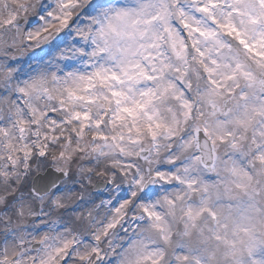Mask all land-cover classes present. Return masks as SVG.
Returning a JSON list of instances; mask_svg holds the SVG:
<instances>
[{
  "label": "snow or ice",
  "instance_id": "obj_1",
  "mask_svg": "<svg viewBox=\"0 0 264 264\" xmlns=\"http://www.w3.org/2000/svg\"><path fill=\"white\" fill-rule=\"evenodd\" d=\"M0 264H264V0H0Z\"/></svg>",
  "mask_w": 264,
  "mask_h": 264
}]
</instances>
